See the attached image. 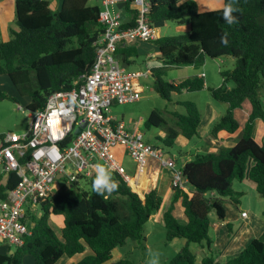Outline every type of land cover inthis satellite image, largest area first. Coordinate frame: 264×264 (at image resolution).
<instances>
[{"label": "trees", "instance_id": "1", "mask_svg": "<svg viewBox=\"0 0 264 264\" xmlns=\"http://www.w3.org/2000/svg\"><path fill=\"white\" fill-rule=\"evenodd\" d=\"M228 3L229 0H223L222 7L204 11L198 9L197 0H152L151 3L149 16L153 23L189 24L186 33L159 36L152 41L161 61L151 69L154 90L167 100L173 93L200 91L204 88L202 77L174 82L164 78L166 70L184 65L198 69L207 57L230 55L235 59L234 67L230 71L220 70L222 83L208 88L213 99L227 104L210 134L216 138L221 131L234 133L242 126L233 145L220 147L216 152L191 154L180 163L185 188L172 186L171 204L163 220L167 241L183 238L186 242L166 264H264V231L223 263L216 260L208 234L210 211L214 210L223 220V202H239L241 193L231 187L234 179H248L264 197V143L257 142L253 136L255 120L260 118L264 123L261 100L264 0H236L234 6L239 11L233 15L238 21L232 25L223 19V9ZM99 10L100 5H90L88 0H62L57 9H52L47 0H15L16 28H10L9 40H0V75L7 76L18 95L29 97L23 108L26 112L42 108L49 94L71 88L80 74L91 69L94 41L102 32ZM222 37H226V44ZM115 54L126 66L138 57L135 45L119 48ZM228 82L230 87L224 86ZM3 98L18 102L16 97L0 90V99ZM245 102L249 103V114L241 125L235 111ZM178 103L185 107V112H172L173 125H167L158 110H152L144 123L147 129L167 125L162 141L165 148L174 146L179 135L192 139L198 134L202 117L198 107L190 101ZM176 160L179 162V155ZM95 175L55 185L53 194L40 204V217L30 215L31 233L25 235L23 245L12 252H0V264H23L27 254L33 256L34 264H55L63 255L83 254L87 248L89 252L72 264H105L111 259L113 249L129 240L144 246L145 223L162 204L157 189H151L142 199L125 180L111 172L118 189L99 195L92 189ZM18 180L15 171L7 172L4 180L0 175V199L6 197ZM83 181L89 182V189L81 185ZM177 201L183 208L185 223L179 222L172 212ZM50 215L62 216L60 235L49 224ZM227 225L231 233V225ZM191 243L203 245L208 252L199 262ZM107 264L146 263L123 257Z\"/></svg>", "mask_w": 264, "mask_h": 264}, {"label": "built area", "instance_id": "2", "mask_svg": "<svg viewBox=\"0 0 264 264\" xmlns=\"http://www.w3.org/2000/svg\"><path fill=\"white\" fill-rule=\"evenodd\" d=\"M119 2H125L131 12L128 22L119 18L121 8L114 10ZM151 3L100 0L102 32L94 41L91 69L80 74L71 88L49 94L42 108L27 112L26 131L0 135V171H15L19 176L15 187L0 199V241L14 248L22 246L33 224L28 211L48 199L55 185L96 174L97 164L129 182L130 176L114 153L116 147L122 148V156H130L140 170L146 169L149 159L171 168L172 186L185 188L181 166L165 158L138 128L108 114L112 104L141 98L139 78L146 77L148 71L129 69L115 53L119 48L159 38L149 16ZM199 76L204 77V72ZM78 127L81 130L75 134ZM240 215L246 218L247 212Z\"/></svg>", "mask_w": 264, "mask_h": 264}, {"label": "rangeland", "instance_id": "3", "mask_svg": "<svg viewBox=\"0 0 264 264\" xmlns=\"http://www.w3.org/2000/svg\"><path fill=\"white\" fill-rule=\"evenodd\" d=\"M222 5V0H197V6L199 10H209L216 7H222ZM156 28L158 30L159 36H173L186 33L189 29V24L178 23L177 21H163L156 24ZM135 46L138 53L137 60L127 67L129 69L148 71V75L146 77L139 78V83L142 87L141 98L132 103L112 104L108 109V114L117 118L119 117V119L123 115L127 125H129L128 123L131 122L137 124L139 130L143 133L144 139L153 146L158 147V150L162 151L165 158L170 157L176 162V156L178 157L182 150L191 151V153H197L196 151L200 149L196 148V146L201 144L203 141L205 142L206 138L210 137L211 134L209 129H211L212 125L225 112L227 104L213 99L208 89L173 93L170 100L162 98L153 88L154 77L151 71V69L155 67V64H157L156 66H159L161 63L157 55L158 52L156 46L152 42H139ZM152 53L154 54L153 58L150 57ZM234 65L235 59L230 55L221 56L215 59L207 57L203 65L198 69H195L190 65L169 67L166 70L164 78L170 81H177L183 79L180 77H191L198 70V72L206 73L207 80L209 77V86L215 87L217 84L222 83L220 70L230 71ZM230 85V82H228L224 86L230 87ZM0 90L16 97L18 100V102H14L12 99L8 98L0 99V134L7 132L22 133L26 131L28 128L29 119L27 112L23 108L24 105L28 103L29 97L18 95L15 87H13L5 75H0ZM261 100L264 104V88L261 92ZM179 101L193 102L201 112L202 117L201 123L198 127V134L190 140H186L182 138L181 135H179L174 140V146L165 148L162 145V141L166 136L167 125L174 124L172 112H185V107L179 104ZM20 106L22 108H20ZM248 106L249 103L245 102L241 109L236 110L235 115H237V118L240 122L244 121ZM152 110H158L167 121V125L151 127L149 129L145 128L144 123ZM216 113H218V115H215ZM262 126L263 123L261 120L260 123L255 124L254 135L256 137H258ZM240 132L241 127H239V129L236 131L235 137L232 135V142L229 143L228 141L224 145L232 144L233 141L235 142L236 139H238ZM122 151V148H114V153L118 156L120 161H125L126 163L128 162L131 165H134L135 161L130 156L126 155L122 157ZM200 152L205 151L200 150ZM180 163L182 162H176V166L180 167ZM169 170H171V168L160 165L158 190L162 197V204L159 210L152 214L149 220L145 223L144 234L146 236V242L144 244L147 245L146 248L139 245L137 241L129 240L123 246L117 247L114 250L113 260L116 258L127 257L138 263L145 262L152 264V262L157 259L156 254L158 253L159 264H166L178 251L180 244L177 243L179 242L177 240H182L183 238H175L171 241H167L166 229L163 220V214L170 207L172 200L171 188L168 185L170 177ZM4 174H6V172H4ZM81 185H84L85 189L90 188L89 182L87 183L86 181H83ZM231 187L234 191L241 193L237 205L248 212L250 216V223L253 224L254 230H259L260 222H264V197H261L257 193L254 184H252V182L246 178L243 180L234 179L232 181ZM176 203L177 202H174L173 204L172 212L180 222V219H184L183 208L179 203L177 205ZM41 214L42 212L40 206L37 205L35 208H33V210L29 211V219L30 215H33L34 217H40ZM209 215L212 219L216 218L214 210L210 211ZM59 218L61 217L56 218L54 216H49L48 219L49 224L57 234L59 233V224L57 223ZM235 224L238 226V223ZM195 246L196 245L193 243L190 244V248L192 250L197 248ZM212 246L213 243H211L210 247ZM0 251H2L1 248ZM107 263L109 262H105V264Z\"/></svg>", "mask_w": 264, "mask_h": 264}, {"label": "crops", "instance_id": "4", "mask_svg": "<svg viewBox=\"0 0 264 264\" xmlns=\"http://www.w3.org/2000/svg\"><path fill=\"white\" fill-rule=\"evenodd\" d=\"M47 1L49 3V6L52 9L60 8L61 2H62V0H47ZM88 3L90 5H100V0H88ZM222 3H223V0H222ZM216 8H219V7H216ZM204 10H207V9H203L202 11ZM10 28H16L15 0H0V40L5 41V40L10 39V32H9ZM153 56L154 54L152 53L150 57L153 58ZM156 65L157 64H155V66ZM199 73L201 72H198L197 70L195 74L192 76H199ZM180 78L185 79L188 77H180ZM204 78H203L204 79L203 89L212 88L209 86V82H208L209 77L207 80L206 73H204ZM181 80H177L174 82H179ZM218 86H220V84H217L215 87H218ZM248 110H249V106L247 108V113H246V117L244 121L247 119V116L249 114ZM215 115H218V113H216ZM120 119H123L125 121L123 115L120 117ZM244 121L240 122V124L242 125ZM256 123H260V118H257L255 120V124ZM128 124L132 128H138L137 124H134L132 122ZM240 127L242 128V126ZM236 131L234 133H228L226 131H221L219 132L216 138L210 135V137L206 138L205 142L203 141L201 144L196 146V148L203 150V151H207V152H216L222 146H225V147L231 146L235 143L234 141L232 144H229V145H224V144H226L228 141L229 143L232 142V135L233 137H235ZM254 133H255V130H254ZM254 133H253L254 139L259 143H264V123L260 129L258 137H256ZM186 140H190V139H186ZM200 150L196 152L200 153ZM191 154H195V153H191V151L182 150L179 154V158L181 159L179 160V162L184 163L186 160L189 159ZM120 162L124 165L127 174L130 176V180L133 181V184H131L130 182H128V184L130 185L131 189L135 191L141 198H143L147 192H149L151 189H154V188H156L157 192L160 194L158 190V182L160 179V166L155 160L149 159L148 165L145 170L138 169L135 166V164L131 165L130 163L128 162L126 163L125 161L124 162L120 161ZM172 172L173 170H169L170 177H169L168 185L171 188V194L173 196V190H172V185H171ZM0 175L2 176V180L6 179V174H4V171H0ZM3 175H4V178H3ZM178 203L181 205L180 201H177L176 205ZM223 207L225 210V218L223 220L219 219L217 216L215 219L210 218V225L208 229L209 237L213 243L212 249L214 251V256L219 263H223L227 261L229 258L239 253L251 239L255 237H259L261 233L264 231V222L263 221L260 222L259 230H254L253 224L250 223V216L248 212L246 211L247 212L246 218L241 217L240 213L245 210L239 207L237 204L231 203L230 201L226 200L225 202H223ZM50 216H54L56 218L61 217L57 221L60 227L62 224V220H63L62 216H59V215H50ZM183 217L184 219H180L181 223H185L187 221L184 214H183ZM235 223H238V226ZM227 224L231 225V233H229V228ZM58 235L60 234L58 233ZM145 240H146V236H145ZM177 241H179L177 243L180 244L179 249L186 242L185 239L177 240ZM195 245H196L195 247H197L198 249L196 248L193 251L195 252L197 262H199L205 255H207L208 252L206 251V248L203 245L201 244H195ZM146 246L147 245H144L145 248ZM0 248L2 249V251H0L1 253L12 252L14 250V247L10 246L9 244L3 241H0ZM115 249H113L112 251L111 259L108 261L109 263L120 259V258H116L113 260V252ZM88 252H89V249L87 248L83 254L80 253V254L73 255L71 257L63 255L55 264H72L80 260L85 255V253H88ZM140 263H145V262H140ZM23 264H34L33 256L31 257V255L29 254L25 255L23 257Z\"/></svg>", "mask_w": 264, "mask_h": 264}, {"label": "clouds", "instance_id": "5", "mask_svg": "<svg viewBox=\"0 0 264 264\" xmlns=\"http://www.w3.org/2000/svg\"><path fill=\"white\" fill-rule=\"evenodd\" d=\"M235 3L236 0H229V3L226 4L223 9V19L229 25H232L238 21V17L233 15L234 12L239 11V9L234 6ZM222 42L225 44L227 43L226 37H222ZM95 170H96V175L92 184V189L94 192H96L99 195H104L105 193L111 194L112 192L118 189L119 187L118 183L112 179L111 172L107 168H105L103 165L97 164ZM156 256L157 259L154 260L152 264H159V254L157 253Z\"/></svg>", "mask_w": 264, "mask_h": 264}, {"label": "water", "instance_id": "6", "mask_svg": "<svg viewBox=\"0 0 264 264\" xmlns=\"http://www.w3.org/2000/svg\"><path fill=\"white\" fill-rule=\"evenodd\" d=\"M119 8V18L123 21V22H128L129 21V16H131V12H129L126 7H125V2H119L114 6V10L117 11ZM81 130V127H78L75 130V134L79 133ZM1 169V167H0Z\"/></svg>", "mask_w": 264, "mask_h": 264}, {"label": "bare ground", "instance_id": "7", "mask_svg": "<svg viewBox=\"0 0 264 264\" xmlns=\"http://www.w3.org/2000/svg\"><path fill=\"white\" fill-rule=\"evenodd\" d=\"M130 183H131V184H133V181H132V180H130Z\"/></svg>", "mask_w": 264, "mask_h": 264}]
</instances>
